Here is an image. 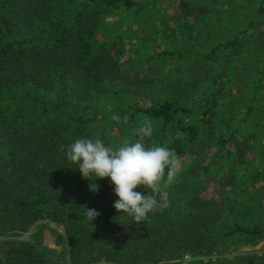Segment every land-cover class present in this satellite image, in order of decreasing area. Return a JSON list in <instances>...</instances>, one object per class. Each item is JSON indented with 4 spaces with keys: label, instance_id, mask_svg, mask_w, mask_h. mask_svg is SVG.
Returning a JSON list of instances; mask_svg holds the SVG:
<instances>
[{
    "label": "trees",
    "instance_id": "16d2710c",
    "mask_svg": "<svg viewBox=\"0 0 264 264\" xmlns=\"http://www.w3.org/2000/svg\"><path fill=\"white\" fill-rule=\"evenodd\" d=\"M251 4L244 31L202 58L190 54L202 60L198 73L187 66L191 78L141 80L123 67L127 46L100 41L109 16L144 11L134 0H0V264H205L231 240L264 235V0ZM241 65L252 86L236 75ZM146 120L154 130L141 137ZM80 137L193 159L166 189L168 207L137 223L115 209L110 178L93 192L67 160ZM212 180L218 200L204 197ZM87 209L99 215L91 221ZM48 229L62 253L44 246Z\"/></svg>",
    "mask_w": 264,
    "mask_h": 264
},
{
    "label": "rangeland",
    "instance_id": "374dc122",
    "mask_svg": "<svg viewBox=\"0 0 264 264\" xmlns=\"http://www.w3.org/2000/svg\"><path fill=\"white\" fill-rule=\"evenodd\" d=\"M134 1L144 6V11L136 15L123 9L117 15L109 16L104 22V32L100 36V41L107 42L108 46L114 43L127 46L129 52L121 59L123 67L125 66V69L132 68V75H137L141 80L163 79L169 73L180 75L181 72H185L181 78H191L188 76L190 69L187 66L194 65L196 71L198 64L202 62L197 57L202 58V55L210 52L216 46L230 42L236 34L244 31L249 22L255 18V14L251 10L252 0ZM260 44L264 46V40ZM255 51L257 50L252 52ZM190 54L197 57L192 59ZM159 55L162 57L156 61L150 60V58ZM182 56L184 57L182 58ZM240 67L241 70L236 75L242 78L243 84L252 86L253 80L245 78V74L248 73V71H244L245 66L241 65ZM196 72L198 73V71ZM114 129L109 132L111 136L117 135ZM121 145L117 144L115 147ZM206 155L210 157L211 153L207 152ZM192 159L190 156L176 159L178 173L188 168ZM217 184L214 180L204 184V188H206L204 197L212 198L216 195L215 199H220L217 193L219 188ZM230 191L231 187L228 186L227 192ZM241 200L251 205L248 197L242 196ZM255 217L257 219L263 217L260 209ZM51 227L56 228L54 224H51ZM261 228L264 230V227ZM62 231V228L57 229L59 233ZM29 235L30 233L22 236L21 239L26 240ZM54 236L49 229L45 230L44 246L55 250L58 254L62 253ZM220 250L221 253H215L204 260L205 264L210 261L215 263L218 260H227L231 264L241 256L262 257L264 256V235L253 244L242 239L231 240L220 246ZM198 261L200 260L186 257L180 264H192Z\"/></svg>",
    "mask_w": 264,
    "mask_h": 264
},
{
    "label": "clouds",
    "instance_id": "9594fccd",
    "mask_svg": "<svg viewBox=\"0 0 264 264\" xmlns=\"http://www.w3.org/2000/svg\"><path fill=\"white\" fill-rule=\"evenodd\" d=\"M153 130L151 122L146 120L135 131L141 137H150ZM61 150L64 151L63 146ZM66 157L76 165L84 179L93 182L90 184L93 192L99 190L96 181L110 178L118 197L115 209L137 223L146 222L149 214L157 209L168 207L170 194L166 189L178 174L175 153L168 147H146L137 140L125 141L114 148L99 138L80 137L67 147ZM140 186L151 194L136 191ZM98 215L96 210L87 209L91 221Z\"/></svg>",
    "mask_w": 264,
    "mask_h": 264
}]
</instances>
